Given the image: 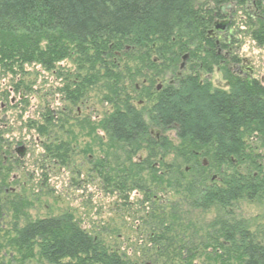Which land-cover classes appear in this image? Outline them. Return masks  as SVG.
Segmentation results:
<instances>
[{
  "label": "trees",
  "instance_id": "trees-1",
  "mask_svg": "<svg viewBox=\"0 0 264 264\" xmlns=\"http://www.w3.org/2000/svg\"><path fill=\"white\" fill-rule=\"evenodd\" d=\"M194 1L0 0V66L34 63L50 71L75 56L79 69L86 71L77 75L73 89L67 84L61 89L73 104L87 87L100 83L111 111L96 124L106 142L104 155L92 167L105 188L140 191L152 207L155 201L162 203L166 188L182 201L167 202V211L161 204L152 209L151 264H165L159 258L168 264H194L203 253L220 264H264V241L243 221L230 219L238 202H264V156L259 151L264 148V86L236 72L238 58L218 54L219 45L207 38L213 11L226 0H215L207 19L201 18ZM235 1L241 6L251 3ZM251 5L258 7L256 1ZM254 16L248 15L251 20ZM250 37L264 45V17ZM230 44L231 39L219 48L229 50ZM184 54L189 73L182 75L176 72ZM223 61L227 90L200 78ZM167 73L174 79L157 89V80ZM135 80H141L138 90ZM135 99L145 103L137 107ZM44 119L49 124L51 118ZM28 127L40 135L47 132L44 125ZM169 130L175 133V144L160 134ZM66 145L60 141L53 149L62 162ZM184 204L192 211L216 214L206 223L189 222L191 233L186 228L177 232ZM198 231L208 244L202 237L195 243L192 235ZM36 242L48 264H146L106 246L66 212L26 222L11 244L27 250Z\"/></svg>",
  "mask_w": 264,
  "mask_h": 264
},
{
  "label": "rangeland",
  "instance_id": "rangeland-1",
  "mask_svg": "<svg viewBox=\"0 0 264 264\" xmlns=\"http://www.w3.org/2000/svg\"><path fill=\"white\" fill-rule=\"evenodd\" d=\"M250 1L258 3L257 9L251 3L248 6L238 5L235 0L223 3L224 7H231L234 11L231 23L226 25L229 27L223 31L229 30L227 40H232L231 49L223 50L221 54L228 53L229 58H238L235 71L257 79L264 86V45L258 46L250 37L252 29L262 19L264 0ZM214 2L194 1L202 19L208 18ZM247 14L257 17L251 20ZM227 40L222 39L219 47ZM74 60L75 56L64 59L50 71L34 63L25 64L22 68L0 66V203L5 201V204H0V264H48L39 255L37 242L25 250L17 249L11 241L15 231L26 222L64 212L72 215L81 229L97 235L106 246L117 248L129 260L151 264L154 261L149 256L152 209L161 204L167 211L168 203L178 202L179 198L166 188L161 196L162 203L155 201L152 207V201L147 200L140 191L119 192L114 191L113 187L105 188L102 177L92 165L104 155L103 145L106 142L104 133L96 124L105 113L111 111V105L104 101L100 83L87 87L74 104L65 99L61 91L63 86L67 84L73 89L74 82H78L75 80L77 75L81 77L86 71L80 70L82 65ZM187 61V57L180 58L179 68L181 63H184V67L181 71L178 68L176 73H189ZM221 67H215L212 73L203 74L200 78H207L214 87L227 89ZM173 79L169 73L165 74L157 80L156 88L164 87ZM139 84L141 80L133 82L135 90L140 89ZM144 101L135 99L134 104L138 107ZM44 117L51 118L49 124ZM29 124L44 125L47 132L40 135L29 128ZM160 134L176 143L174 131ZM60 141L67 144L63 162L56 158V151L53 150ZM45 145L50 147V153L45 150ZM20 146L24 147L21 157L16 152ZM259 151L264 156V148ZM139 156L143 157L144 152ZM170 158H166V161ZM262 167L264 169V157ZM181 212L182 220L176 222V231L181 232L180 229L186 228L188 233L192 230L189 222L203 219L206 223L216 214L213 210L204 214L198 210L192 211L185 204L181 206ZM231 212L230 219L243 221L254 237L264 241V202L240 201L231 208ZM192 237L195 243H200L199 237H202L204 244L209 242L203 238L204 232L201 231ZM203 254L194 264L206 261L221 263L211 259V254ZM159 260L168 264V259ZM226 263L235 264L233 260Z\"/></svg>",
  "mask_w": 264,
  "mask_h": 264
},
{
  "label": "flooded vegetation",
  "instance_id": "flooded-vegetation-1",
  "mask_svg": "<svg viewBox=\"0 0 264 264\" xmlns=\"http://www.w3.org/2000/svg\"><path fill=\"white\" fill-rule=\"evenodd\" d=\"M224 4L221 3L217 7H215L216 8L215 10L219 13V15H218V18L217 19H212V22H211V25L212 26H213L214 23H221V24L224 23L222 21H229L231 23L232 20H230V19L232 18V12L234 11V9L231 8V7H227L226 8V7H224ZM229 22L227 23L228 25L230 24ZM228 27L229 26H227V27L225 26V29L228 28ZM210 29H212V27ZM208 35H210V34H208ZM227 35H229V30H228V32H225V33L221 32L219 34H217V33L216 34H213L212 36L210 35L209 36L210 37L209 39L215 40V44L218 45L217 43H219L222 39H226ZM233 68H234V70H236L235 68H237V65L233 66ZM18 148L16 149V152H19L20 151ZM21 151L24 152V147L22 148ZM3 203L5 204V201L4 202H1L0 204H3Z\"/></svg>",
  "mask_w": 264,
  "mask_h": 264
},
{
  "label": "water",
  "instance_id": "water-1",
  "mask_svg": "<svg viewBox=\"0 0 264 264\" xmlns=\"http://www.w3.org/2000/svg\"><path fill=\"white\" fill-rule=\"evenodd\" d=\"M224 23H214L213 26H212V29L209 30L210 32H213V34H216L217 32L221 33L225 30V26L227 25V23L229 21H222ZM183 67V64H181L180 68ZM22 146H20L18 149L20 150L18 153V155L21 157L23 155V152L21 151L22 150Z\"/></svg>",
  "mask_w": 264,
  "mask_h": 264
},
{
  "label": "bare ground",
  "instance_id": "bare-ground-1",
  "mask_svg": "<svg viewBox=\"0 0 264 264\" xmlns=\"http://www.w3.org/2000/svg\"><path fill=\"white\" fill-rule=\"evenodd\" d=\"M236 4H237V2H236ZM212 9H215V8L212 7ZM213 12L216 13V16H214L213 19H217L219 13H218L217 11H213ZM217 14H218V15H217ZM206 32H207V38H210L209 36H210V35L212 36V34H211L212 32H210L208 29L206 30ZM208 34H210V35H208ZM214 41H215V40H214ZM217 44L219 45V43H217ZM222 51H223V50H221V49L218 47L217 53L220 54V55H222V54H221ZM224 54H225V53H224ZM225 55H226V56H225ZM225 55H223V56L226 57V58H228V53L225 54ZM185 57H188V54H184V55L182 56L183 59H185ZM223 62H224V61H223ZM223 62H221L220 65L225 64V62H224V63H223ZM181 64H183V67H184V63H181ZM181 64H180V66H181ZM220 65H219V66H220ZM183 67H182V68H183ZM182 68H179L180 71L183 70ZM170 82H172V81H170ZM226 88L228 89V87H226ZM227 89H224V90H227Z\"/></svg>",
  "mask_w": 264,
  "mask_h": 264
}]
</instances>
